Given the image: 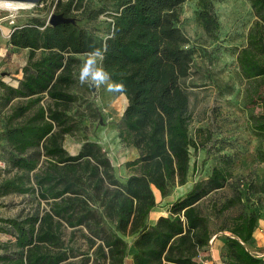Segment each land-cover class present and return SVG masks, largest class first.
<instances>
[{"label":"trees","instance_id":"trees-1","mask_svg":"<svg viewBox=\"0 0 264 264\" xmlns=\"http://www.w3.org/2000/svg\"><path fill=\"white\" fill-rule=\"evenodd\" d=\"M84 1L58 0L55 6V14L75 19L73 24L50 26L33 18L9 34L8 44L29 54L17 87L0 82L2 100L21 101L5 118L15 174L0 183V196L34 194L46 208L3 221L14 231L15 249L1 254L0 264H125L128 238L133 264H202L214 236L200 204L224 188L231 178L226 168H214L170 204L167 216L148 222L157 207L155 191L165 197L170 188L186 185L190 150L198 148L189 133L188 100L163 56L162 19L153 0H116L110 29L115 35L106 40L103 60L112 81L126 88L119 137L138 153L125 165L130 176L121 182L97 143H84L75 155L63 147L74 130L68 114L76 102L73 55L105 43L78 26L102 13ZM247 1L255 20L238 65L248 85L247 104L257 112L254 130L264 136V0ZM256 227L253 216L233 220L222 264H263L250 253Z\"/></svg>","mask_w":264,"mask_h":264},{"label":"rangeland","instance_id":"rangeland-1","mask_svg":"<svg viewBox=\"0 0 264 264\" xmlns=\"http://www.w3.org/2000/svg\"><path fill=\"white\" fill-rule=\"evenodd\" d=\"M42 1V7L19 11L14 26L9 25L11 11L0 6V37L33 18L48 23L55 14L56 0ZM153 3L162 19L159 33L163 56L176 73L180 89L188 100L189 133L198 148L190 150L186 185L170 188L165 197L155 191L157 207L148 222L154 224L158 218L167 216L170 204L185 196L195 183L206 181L214 168H226L231 178L224 188L211 193L200 204L216 237L215 256L221 260L226 255L224 244L231 236L229 228L235 218L253 216L257 220L256 230L264 228V136L254 130L257 112L247 104L248 85L238 65L239 51L245 45L255 16L247 0H153ZM84 5L90 11L100 9L102 13L94 20L78 22V26L95 40L105 41L103 37L110 34L116 0H85ZM28 54L27 50L19 49L14 54L4 53L0 58L1 83L18 86L23 78L21 66ZM42 54L38 51L36 56ZM73 57L78 61L72 89L76 102L68 114L74 130L65 137L63 147L75 155L84 143H97L109 157L116 177L125 182L131 174L126 163L138 158L137 151L119 137L128 99L125 95L109 93L104 87L81 86L78 74L84 55ZM3 94L1 90L0 162L4 169L0 168V183L15 174L9 165L12 152L6 141L5 118L21 103L19 99L2 100ZM225 205L230 207L222 211ZM45 208L46 204L34 194L0 196V255L15 249L10 244L14 241V231L3 221L38 215ZM127 241L130 250L125 264H133L132 240Z\"/></svg>","mask_w":264,"mask_h":264},{"label":"clouds","instance_id":"clouds-1","mask_svg":"<svg viewBox=\"0 0 264 264\" xmlns=\"http://www.w3.org/2000/svg\"><path fill=\"white\" fill-rule=\"evenodd\" d=\"M115 33L103 37L105 43L101 47H91V51L84 53V59L79 69L78 82L81 86L88 85L95 88L104 87L109 93L126 94L122 83L112 81L111 75L103 67V60L107 51V39L114 38Z\"/></svg>","mask_w":264,"mask_h":264},{"label":"crops","instance_id":"crops-1","mask_svg":"<svg viewBox=\"0 0 264 264\" xmlns=\"http://www.w3.org/2000/svg\"><path fill=\"white\" fill-rule=\"evenodd\" d=\"M9 31L8 30L5 34H4V37L1 38L0 37V58H2L4 56V53L5 52H10L11 54H14L16 53V48H13L11 47L9 44H8V34H9ZM25 51V50H23ZM27 61V56H26V60H25V63ZM15 63V61H14ZM25 63L22 64L21 67H23L25 65ZM1 67V66H0ZM4 74V73H2ZM263 225V224H262ZM254 239H255V243L256 245L261 249V251L264 253V228L262 229H257L255 232H254ZM215 241H216V238L214 239V241L212 242V245H211V248H210V252L209 254L208 253H205L204 254V258L207 259L208 255H209V259L212 260V262L214 264H222L220 258H216L215 256V249H216V245L214 246L215 244Z\"/></svg>","mask_w":264,"mask_h":264},{"label":"built area","instance_id":"built-area-1","mask_svg":"<svg viewBox=\"0 0 264 264\" xmlns=\"http://www.w3.org/2000/svg\"><path fill=\"white\" fill-rule=\"evenodd\" d=\"M57 2H58V0H56L55 5L57 4ZM2 3H14V4H17L16 6H13V7H12V6H9V7L4 6L5 8H8L9 11H11V12H10V15L8 16V18L10 19V20H9V25H10V26H14V25H15L16 14H17L19 11L24 10L25 8H28V7H34V6H41V7H42V6H43V1H42V0H40V2L37 3V4H31V6H28L26 3H20V2L2 1ZM18 4H19V5H18ZM14 28H15V27H13L12 29H10L9 34H10V32H11ZM0 30H1V28H0ZM1 32H2V31H1ZM9 34H8V38H9ZM0 168H4V165H2L1 162H0ZM214 239H215V238L212 239V241H211V245H212V242L214 241ZM210 248H211V246L209 247V249H208V251H207L208 254H209V252H210ZM250 253H251L252 256H254V257L258 258V259H262V260L264 261V253H263V252L261 251V249L256 245V243H255L254 247L250 250ZM200 260H201L202 264H214V263L212 262V260L209 259V255H208L207 259L204 258V255H203V257H202ZM263 264H264V262H263Z\"/></svg>","mask_w":264,"mask_h":264},{"label":"water","instance_id":"water-1","mask_svg":"<svg viewBox=\"0 0 264 264\" xmlns=\"http://www.w3.org/2000/svg\"><path fill=\"white\" fill-rule=\"evenodd\" d=\"M2 1H10V2H20V3H26V4H37L40 2V0H0V2ZM61 23H75V19L73 18H65L62 15H58V14H53L49 20H48V25L50 26H56L59 25Z\"/></svg>","mask_w":264,"mask_h":264},{"label":"bare ground","instance_id":"bare-ground-1","mask_svg":"<svg viewBox=\"0 0 264 264\" xmlns=\"http://www.w3.org/2000/svg\"><path fill=\"white\" fill-rule=\"evenodd\" d=\"M17 4H14V3H2V2H0V6H7V7H9V6H16ZM19 5V4H18Z\"/></svg>","mask_w":264,"mask_h":264}]
</instances>
